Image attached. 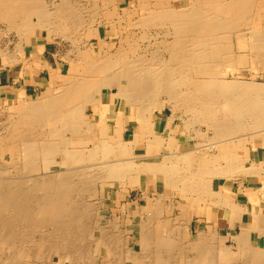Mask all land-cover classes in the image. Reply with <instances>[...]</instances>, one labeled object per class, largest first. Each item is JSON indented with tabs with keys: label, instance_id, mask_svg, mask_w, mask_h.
Here are the masks:
<instances>
[{
	"label": "bare ground",
	"instance_id": "obj_1",
	"mask_svg": "<svg viewBox=\"0 0 264 264\" xmlns=\"http://www.w3.org/2000/svg\"><path fill=\"white\" fill-rule=\"evenodd\" d=\"M49 1L50 7L47 0H0V23L16 31V45L21 48L24 42L31 44L41 30L50 39L60 37L73 43L92 39L97 33L103 47L99 51L93 44L77 47V57L71 58L69 70L62 75L65 85L57 88L54 79L59 72L52 73L39 97L29 98L22 91L8 109L3 106L8 100L1 104L0 160L18 171L3 176L5 179L0 176V264H56L63 258L64 264H100L101 256L103 264H111L114 254L125 256L121 264L124 260L128 264H174L180 258L190 264L209 259L215 262L209 253L218 248L204 233L193 236L191 217L208 215L209 220V199H217V205L230 198L213 190L215 180L231 181L240 175L252 178L264 172V159H250L252 149L256 155L264 150V81L243 79L233 70L236 61H245L241 56L235 60V39L239 49L244 47L242 54L248 59L245 64L255 63L250 68L264 71L258 64L260 56L264 59V33L250 26L255 0H138L134 7L120 8L124 12L118 16L113 11L116 8L108 9L110 0ZM100 6L106 9L101 23L111 24L110 31L88 25V17L91 21L98 16ZM113 15L118 17L116 21ZM114 35H119V42L112 48L106 40ZM146 39L148 45L160 47L138 50L136 45ZM4 58L7 64L8 57ZM228 72L232 73L230 79ZM105 102L110 104L107 112ZM88 106L93 108L96 122L86 112ZM165 108L171 110L166 122L156 120L154 112L162 113ZM131 123L136 124L132 131ZM201 125L212 131L202 143H196L191 135L190 140L185 137L184 141H175L177 130L188 136ZM141 143L144 148H139ZM184 143L187 151L182 149ZM156 148L161 149L160 155L155 153ZM63 167L65 170L53 171ZM149 179L164 186L153 195L152 204L145 202V219L136 217L135 224L127 225L113 209V220L104 222L103 210L107 209L100 194L107 186L135 187L147 200L152 196L146 190ZM167 189L173 196L168 197ZM246 193L255 202L264 199V187ZM90 194L99 196L94 201L76 203L81 196L87 201ZM178 196L185 203L175 201ZM166 199H171L168 206ZM236 204L230 205L231 209ZM261 216L258 218L263 219ZM88 220L89 228L85 227ZM83 227L99 253L95 259L90 258V250L83 254L85 246L91 247L88 241L83 251L77 250L82 244L76 245L80 239V232H76L84 231ZM134 233L138 235V251L128 242ZM34 234L43 238L34 242L41 249L28 250L25 247H32ZM239 237L241 243L246 240ZM83 238L86 240V235ZM223 245L220 260L227 258L233 264L235 258L240 261V256H249L240 251L245 250L246 243L237 252ZM252 249L245 252L255 255L257 249H253L256 253L250 252ZM263 249L258 253L264 260ZM198 251L204 253L200 258L190 256ZM86 256L93 260L87 261ZM245 258L243 263L250 264L251 260Z\"/></svg>",
	"mask_w": 264,
	"mask_h": 264
},
{
	"label": "rangeland",
	"instance_id": "obj_2",
	"mask_svg": "<svg viewBox=\"0 0 264 264\" xmlns=\"http://www.w3.org/2000/svg\"><path fill=\"white\" fill-rule=\"evenodd\" d=\"M138 0H110V4H108V5H110L109 7L110 8H108L109 10H113V9H115L116 8V10H113V11H116L115 13H116V16H118V14L120 13V11H123L124 9H126V8H128L129 6H132V7H134L138 2H137ZM49 0H47V3H48V5H49V7H50V5H51V2H50V4H49ZM257 2V3H256ZM128 3V4H127ZM263 5H262V4ZM255 6H253V8H254V11H253V9H252V12H254V13H252V15H251V17H250V19H251V21H250V26L252 27V29L254 30V31H257V32H261V31H263V33H264V28H262V27H264V0H255ZM260 4V5H259ZM114 5H117V6H115L114 7ZM120 5V6H119ZM180 5V3L179 2H177L176 3V6H179ZM259 5V6H258ZM83 6L84 7H86L85 6V4H83ZM82 6V7H83ZM128 6V7H127ZM258 6V7H257ZM101 7H103V6H100V9H99V14H98V16H96V18H95V16H93V20H94V22H92L93 20H91V21H89L90 20V17H88L89 19H87L88 20V25L89 26H94V27H97V28H101V27H103L101 30L102 31H110L111 30V24H102L101 22H104V20H102V19H104L105 18V16L104 15H102V13L103 12H105L106 11V9H104V8H101ZM113 7V8H112ZM257 7V8H256ZM120 8H124L123 10H121ZM260 8V9H259ZM103 9V10H102ZM259 9V10H258ZM117 11H118V13H117ZM124 12V11H123ZM254 14V15H253ZM260 15H262L261 17H260ZM103 16H104V18H103ZM115 15H113V20L114 21H116L117 20V18L118 17H116ZM253 16V17H252ZM101 20H99V19ZM254 20V21H253ZM97 21H100V22H97ZM92 22V23H91ZM96 22H97V24H96ZM94 23V24H93ZM252 23V24H251ZM115 24V23H114ZM117 24V23H116ZM118 25V24H117ZM116 26V25H115ZM257 28V29H256ZM3 29V30H2ZM8 30V31H7ZM251 30V29H250ZM249 30V31H250ZM7 31V32H6ZM0 32H2V33H0V74H2V72L3 73H5L4 74V79L2 80L3 81V84L4 83H6V82H8L9 81V83H14V82H17V86H18V88L20 87V86H22V87H27L28 88V96H29V98H37V97H39V95L41 94V92L43 93V91H45V89H47V88H38V86H30V83L31 82H34V80H35V78H36V76H34L35 74H37L38 72H39V70H42V69H44L45 67H44V64L46 63V61H48V62H50L51 63V66H52V68L53 69H50L49 68V70H46V69H44V71H42V72H39L40 73V75L38 76V79H40V78H42V79H47V80H51V74L52 73H58V77L57 78H55L54 79V85L58 88L59 86H63V85H65V83H66V80H65V78H63V74H65V73H67V70H69L68 68H70V62H71V60L72 59H75V57H77V54H78V48L80 47V46H83V44L85 43L86 44V46H87V48H89L92 44H93V46H94V48L96 49V51H99L102 47H103V44H102V42H100V39H99V35L97 34V33H95L94 34V36H93V38L92 39H87L86 40V38H81V41H79L78 43H73V42H71V41H68V40H63L62 38H60V37H54V38H49L48 37V34H47V32L46 31H41V30H39L38 31V33H37V37L36 36H34L33 38H32V40L33 41H31V44L30 43H26V42H24V43H22V46H21V48H20V45H16V44H18V37H17V33H16V31L15 30H13V29H11L7 24H3V23H0ZM2 37V38H1ZM3 39V40H2ZM119 35H114V36H111V37H108L107 38V40H106V42L109 44V46H112V48L113 47H115L117 44H118V42H119ZM147 40V41H146ZM146 40H141V44L142 45H136V48L138 49V50H140V51H143V50H146V49H148V48H153L154 46V48L153 49H157V47H160L159 45L160 44H157V46L156 45H154V44H152V45H148V40L149 39H146ZM153 40V39H152ZM84 41V42H83ZM17 42V43H16ZM38 42V43H37ZM143 42V43H142ZM81 43H82V45H81ZM35 44V45H34ZM73 44H75V45H73ZM77 44V45H76ZM25 45V46H24ZM90 45V46H89ZM238 44H237V41L235 40V39H233L232 40V49H233V52H234V57H235V60H238L239 59V57L241 56L242 58L241 59H245V61H248V59L246 58V57H243V54L245 53V50L243 49L244 47H242L241 49H239V47L237 46ZM19 46V48H17V47ZM8 49H7V48ZM16 47V48H15ZM27 47V48H26ZM78 47V48H77ZM5 51H4V50ZM17 50V52H16V50ZM24 49V50H23ZM86 49V48H85ZM2 50H3V52H5V54H6V52H7V56L5 55H2L1 54V52H2ZM26 51V52H25ZM243 51V52H242ZM161 52V51H160ZM10 53V54H9ZM13 53V54H12ZM243 53V54H242ZM13 56H12V55ZM2 55V56H1ZM32 55V56H31ZM8 57L7 58V64H6V61H5V58L4 57ZM10 56V57H9ZM252 56V55H251ZM251 56H249V57H251ZM13 57V58H12ZM16 59H15V58ZM19 58V60H18V58ZM32 57V58H31ZM72 58V59H71ZM251 58H255V56H253V57H251ZM8 59H10L9 61H8ZM29 59V60H28ZM36 59V60H35ZM240 59V60H241ZM256 59V58H255ZM261 61H258V64H259V66L260 67H263L264 66V59H263V56L261 57L260 56V58H259ZM263 59V60H262ZM16 60H18V61H16ZM26 61V62H23V61ZM4 61H5V63H4ZM11 61H13V62H11ZM17 63H15V62ZM70 61V62H69ZM244 61V63L242 62V63H239L238 61H236L237 62V64H236V66H235V68L233 69L234 70V73H236V74H240V75H242L243 76V79H246V80H254V81H257V82H263L264 81V76L262 75L263 73H264V71L263 70H257L256 71V69H254V68H250V66H254L255 65V63H252V64H250V65H247V64H245L246 62ZM9 62V63H8ZM41 62V63H40ZM72 62H73V60H72ZM15 63V64H14ZM39 63V68H37V70H34V68L33 67H36V66H33L34 64H38ZM70 63V64H69ZM5 64V65H4ZM24 64L25 65H28V66H24ZM13 65V66H12ZM21 65V66H20ZM43 65V66H42ZM4 66V67H3ZM12 66V67H11ZM22 66H24V67H22ZM32 66V67H31ZM38 66V65H37ZM243 66H245V67H243ZM30 67H31V69H33L32 71L30 70ZM58 68H59V70H58ZM22 70V71H21ZM57 70V71H56ZM28 71H31V73L29 72L28 73ZM38 71V72H37ZM53 71H55V72H53ZM20 73H21V75H20ZM258 74L257 76L255 75V74ZM6 75H7V77H6ZM255 75V76H254ZM227 78L228 79H230V78H232V73L231 72H228V74H227ZM37 79V80H38ZM47 82V81H46ZM115 92V91H114ZM33 95H34V97H33ZM2 96H5L4 98L5 99H7L6 98V95L4 94V93H2ZM107 97H108V93L106 94H104V98L105 99H107ZM111 99V98H110ZM17 103V102H16ZM118 103H119V101H118ZM11 101L9 100L7 103H5V104H3V106L4 107H6L7 109L9 108V107H11ZM105 106H104V108H105V111L107 112L108 110H109V103H107V102H105V104H104ZM2 105L0 106V111H1V113H2V109L4 108ZM118 106H119V104H118ZM2 108V109H1ZM92 110V111H91ZM86 112L88 113V115L90 116V118L94 121V122H96V114L94 113V110H93V108L92 107H90V106H88L87 107V109H86ZM0 113V114H1ZM171 114V110H170V108H167V110H166V115H170ZM185 119V118H184ZM110 121H113L112 119H110ZM197 126H195L194 128L195 129H197L196 128ZM205 127H207V126H203V125H201V127H199L200 129H197V131H199L201 134H202V136L200 137V136H198V135H196L198 132L197 131H195V130H192L191 131V133L192 134H188V136H186V140H190L189 139V136L191 135V137H193V138H195V140H196V143H202V139H203V137H207V136H209L208 134L210 133V131L211 130H209L208 132H207V130H205V129H207V128H205ZM202 128H203V130H202ZM205 128V129H204ZM113 130V126H111V131ZM131 131L133 130L132 128L130 129ZM201 130V131H200ZM195 132V133H194ZM212 132V131H211ZM112 133V132H111ZM181 134H184V136H185V133H183V132H181V131H177V133L175 134V141H179V139H180V136H182ZM194 134V135H193ZM98 130H96L95 131V136L96 137H98ZM129 135H130V132L129 133H127L126 134V139L127 138H129ZM206 135V136H205ZM238 135V134H237ZM236 135V136H237ZM183 137V136H182ZM184 138V137H183ZM182 138V139H183ZM198 141V142H197ZM142 145H139V148H144V143H141ZM80 145L81 146H84L85 145V142H81L80 143ZM249 147H250V145H249ZM184 149L187 151V149H188V145H187V143H184ZM156 151H157V153H161V150L160 149H156ZM160 151V152H159ZM138 156H144V154H139L138 153ZM4 161L2 162L1 160H0V171H2V172H4V173H2V172H0V176H5V178H7L8 176L7 175H9V177H10V175L11 176H13V172H14V174H17V169H16V171H15V169H13V167H11V166H9V165H7V164H5V167H4ZM7 165V166H6ZM7 167V168H6ZM4 169L5 170H7L6 172H7V174H5L6 172L4 171ZM59 171V170H65V168L63 167V168H55V169H53V171ZM8 171H11V172H8ZM7 176V177H6ZM4 178V177H3ZM4 178V179H5ZM148 182H151V183H153L155 186H156V184L158 183H156V180H154V179H149V181ZM135 189V187H132V188H123V189H120V188H114V189H112L111 187H109V186H107V188H106V190L105 191H102L101 192V194H100V196L102 197V198H104V200H105V209H107V210H103V215H104V222L105 223H107V224H110L108 221H111V220H113V215H114V212L112 211L113 209L115 210V206H113L114 204H115V199L116 200H118V198H122L121 197V194H123L124 196H129V198L131 199V200H133V201H142V195H141V193L138 191V190H134ZM169 193V195L171 194L172 195V192L171 191H169L168 192ZM99 195L97 194V195H95V194H90L89 195V198L87 199V201H86V199H83V198H87V197H78V200L76 201V203L77 202H79V200H81V202H90V201H94L97 197H98ZM83 199V200H82ZM85 200V201H84ZM81 202H79V203H81ZM120 203H122V202H118V203H116L117 204V206L116 207H121V204ZM139 208V214L140 215H138L137 216V218H140V220L142 219H145V217H146V214H145V208H143V206H140V207H138ZM116 213V212H115ZM136 213H137V211H136ZM94 215V214H93ZM93 215H91V217L93 216ZM94 217H95V215H94ZM117 217V216H116ZM122 217V216H121ZM108 220V221H107ZM136 221H137V219H135V221H133V219H131V220H126V224L127 225H133V224H135L136 223ZM123 222H125L124 220H123ZM134 222V223H133ZM89 223V224H88ZM132 223V224H131ZM123 224V223H122ZM95 224H93V226H94ZM124 225V224H123ZM89 226H90V222H89V220L88 221H86V225H85V227H88L89 228ZM92 226V227H93ZM98 226V225H97ZM85 227H83L84 228V231L81 229V230H77V232L76 233H78V232H80L78 235V237L80 238V239H78V241L80 242H78V243H76V245L77 244H82L81 246L79 245V247H80V249L79 248H77L78 246H76V248H77V250H81V251H83L84 250V244H87V241H88V246H91L90 248H86L87 246H85V249L86 250H84L83 251V254H88L87 252H88V250H90L89 251V255L90 254H92L91 255V257L90 258H92V257H94V259H95V255H97V253L98 252H96L94 249H95V244L93 243L94 241L93 240H90L89 239V237L87 238V236H89V233L87 232V230H86V228ZM109 229V228H108ZM23 232V231H22ZM22 232H20L19 231V233L21 234ZM25 232H27V231H24L23 232V234H26ZM83 232H84V234H83ZM86 232V233H85ZM46 233H48V232H46ZM82 233V234H81ZM84 235H86V240L83 238L82 240H81V238L83 237ZM34 236L35 237H33V235L31 236L32 238H33V240L31 241L32 243H33V245H32V247L31 246H28V247H25V248H27L28 250L30 249L31 250V248H32V250L33 249H36V250H39V249H41V248H39V246H37V244H35V243H37V242H35V240L36 239H38L37 241H39L40 239H43L41 236H39L38 235V237H37V235H35L34 234ZM45 236V234L43 235V237ZM47 236V235H46ZM81 236V237H80ZM37 237V238H36ZM39 237H40V239H39ZM77 237V238H78ZM45 238V237H44ZM47 239H48V237H46ZM53 238V237H52ZM52 238H51V236H49V239L50 240H52ZM81 240V241H80ZM138 240V235L135 233L134 235H133V237H131V238H129L128 239V242L130 243V245H131V247H134L137 251L140 249L138 246H135V242ZM23 241H25V239L23 238ZM89 241H91V242H89ZM26 242V241H25ZM30 242V243H31ZM35 242V243H34ZM84 242V243H83ZM35 244V245H34ZM90 244V245H89ZM94 244V245H93ZM25 248H23V249H25ZM83 249V250H82ZM91 250H93V251H91ZM80 251V252H81ZM86 251V253H84ZM90 252H92V253H90ZM82 253V252H81ZM83 254H82V256H83ZM99 254V253H98ZM81 256V255H80ZM85 257V256H84ZM87 257V256H86ZM114 257H117V258H114ZM124 257L125 256H123V258H121L120 257V255L118 256H116L115 254L112 256V263L111 264H118L119 262V264H121V262H122V259H124ZM88 258V257H87ZM116 259L117 261H119V262H116L114 259ZM118 258H121V259H118ZM64 259V258H63ZM63 259H58L57 260V262H56V264H64V260ZM89 259V258H88ZM86 259L87 261H92L93 259ZM125 259H127V258H125ZM114 260V261H113ZM105 261V259H104V257L103 256H101V262H100V264H103V262ZM127 261V260H126ZM125 260H124V262L126 263V264H128L127 262H126ZM84 262H85V260H84ZM114 262V263H113ZM124 263V264H125ZM66 264V263H65ZM123 264V263H122Z\"/></svg>",
	"mask_w": 264,
	"mask_h": 264
},
{
	"label": "crops",
	"instance_id": "obj_3",
	"mask_svg": "<svg viewBox=\"0 0 264 264\" xmlns=\"http://www.w3.org/2000/svg\"><path fill=\"white\" fill-rule=\"evenodd\" d=\"M44 65H48V66H44L45 68L44 69H46V70H49V66H51V63L50 62H48V61H46V63L44 64ZM52 67V66H51ZM34 68V70H37V68L38 67H33ZM44 69H42V70H39V72H42V71H44ZM31 71L33 70V69H30ZM31 71H28V73L30 72L31 73ZM38 72V71H37ZM37 73V74H35L34 76H36V78H35V80H34V82H31L30 83V86H38V88H45V85L49 82V80H47V79H42V78H40V79H38V76L40 75V73ZM4 74L5 73H3L2 72V74H0V105L1 104H3L4 103V100H10V101H17V99L19 98V95L21 94V92L22 91H24L26 94H28L27 92H28V88L27 87H22V86H20L19 88H18V86H17V82H14V83H9V81L8 82H6V83H4L3 84V79H4ZM6 77H7V75H6ZM38 79V80H37ZM47 81V82H46ZM2 93H4L5 95H6V98L7 99H5L4 97L5 96H2ZM166 110H167V108H165L164 109V111L162 112V113H160V112H157V111H155L154 113H155V115H154V117H155V119L156 120H162V122H166V120H167V118H168V115H166ZM170 116V115H169ZM159 117V118H158ZM155 120V121H156ZM135 123H131L130 124V128H132V129H134L135 128ZM177 131H181V130H177ZM177 131H176V133H177ZM175 133V134H176ZM182 136H180V141H184L185 140V137L186 136H184L183 134H181ZM183 138V139H182ZM145 146V145H144ZM156 149H160V148H156ZM156 149H155V153L156 154H159V153H157V151H156ZM182 149L183 150H185L184 149V144L182 145ZM161 150V149H160ZM160 152V151H159ZM260 152V153H259ZM161 154V153H160ZM159 154V155H160ZM257 156V157H256ZM250 159H251V161H253V160H258L259 159V161L260 160H263L264 159V150H260V151H258V154L256 155V153L254 152V150L252 149L251 150V152H250ZM240 178V179H239ZM149 184H148V186H147V188H146V190H147V192L150 194V195H152L151 197H150V199H147V200H145L146 198H145V193L142 191V190H138L137 188H135L134 190H138L140 193H141V195H142V201L140 200H138V201H133V200H131L130 198H129V196H124L123 194H121V197L122 198H118V200H116L115 199V204L113 205V206H115V215L118 217V218H121V220L123 221H126V220H131V219H133V221H135V219H136V217L138 216V215H140L139 214V208L138 207H140V206H143V208H145L146 207V205H145V202L147 203V204H152L153 203V195H157L158 194V192H159V189L158 188H161V187H163L164 185H163V183L162 182H156L157 184H156V186L153 184V183H151V182H148ZM218 184V185H217ZM262 187H264V172H262V173H260L259 175H257V176H254V177H252V178H244L243 179V175H240V177H237L236 179L234 178V179H232L231 181H227V180H224L223 178H220V180L218 179V180H215V182L213 183V190H215L216 192H222V194L224 193V194H226L227 196L229 195L230 196V198L229 199H227V201H222V202H225V203H218L217 205H216V201H217V199H216V201L214 202L213 200H211V199H209L210 200V202L208 201V205H209V207L211 208L210 209V214H209V220H207L208 219V215L207 216H205V215H198V214H195L193 217H191L192 219H191V221H190V224L192 225H190V227H192L191 228V233L193 234V236L195 235V236H199V233H204L203 234V236H206V238L207 239H209L210 238V240H208L211 244H213V246L215 247H217L218 249H217V251L215 252L214 250V252L212 253V252H210L209 253V256H211V258L212 259H215L214 261L215 262H212V260L211 259H209V256H208V259H209V262L207 261V262H203V263H200V262H191L192 264H208V263H210V264H225L226 262H228V263H226V264H230L229 262V259H227V258H223L222 260H220V258L218 257V255H221V247L220 246H222L223 244V246L225 247V248H230V251L231 250H233V252H237V250L238 249H240L239 247H240V245L242 244V246H244L245 245V243L246 244H248V246L252 249V247H253V249H254V247H256V249L257 250H255V251H257V253L252 249V251L250 250V252H254V253H256L255 255H252V253H249L248 254V252H247V254H246V252H245V250H249L250 248H248V246H244L245 247V250H244V248L243 249H240V251L242 252H240L243 256H247V255H249L247 258H245V257H243V258H240V257H242V256H240L239 257V259H240V261H242L244 258L245 259H248V261H250L251 260V262H250V264H253V263H257L258 264V262L260 263V264H262V261L264 262V260H263V258L262 257H259L260 256V252L258 251V250H260V249H263L264 248V231H262V230H264V218L263 219H261L262 218V216L261 215H263L264 216V199H261V200H259L258 202H255V201H253V200H251L250 198H249V195H248V193H246V192H252V191H257L258 189H261ZM169 191H171L170 189H167V190H165V193L168 195V197H171V196H173V194L171 195H169ZM172 192V191H171ZM230 192V193H229ZM174 198V197H173ZM176 199L177 200H179V201H182V203H185V201L184 200H182L181 199V197L180 196H178V197H175L174 198V200L176 201ZM248 199V200H247ZM145 200V201H144ZM237 200V201H236ZM231 201V202H230ZM261 201V202H260ZM118 202H122V203H120L121 204V207H116L117 206V204L116 203H118ZM212 202V203H211ZM233 202V203H232ZM244 202V203H243ZM237 203V204H236ZM242 203V204H241ZM171 204V199H166V202H165V206H168V205H170ZM227 204V205H226ZM235 205L236 204V206L238 207L237 208V211H235L234 213L232 212V211H234L236 208V206H234V208H232V209H234V210H232L231 209V206L232 205ZM213 205H214V207H213ZM231 205V206H230ZM240 205V206H239ZM242 205V206H241ZM220 206V207H219ZM230 206V207H229ZM227 207V208H226ZM241 207V209H239ZM246 209V210H245ZM136 211H137V213H136ZM146 211V210H145ZM262 211V212H261ZM175 214L178 216L179 215V212L176 210V212H175ZM212 214H213V216H212ZM261 216V218H258V217H260L259 215ZM231 215V216H230ZM243 215V216H242ZM253 215L255 216V215H258V216H256V217H253ZM122 216V217H121ZM129 216V217H128ZM233 216V217H232ZM231 217H232V219H231ZM207 218V219H206ZM219 219V220H218ZM259 219V220H258ZM261 219V220H260ZM230 220L232 221V222H230ZM259 221H261V222H259ZM220 222V223H219ZM258 222V223H257ZM225 223V224H224ZM261 223H262V225H261ZM222 224V225H221ZM209 225H211V226H209ZM258 225H261L260 227L258 226ZM223 226V227H222ZM210 231L209 233H211V234H209L208 233V230ZM219 228V229H218ZM228 228V229H227ZM240 228V229H239ZM249 229H250V231H249ZM260 229V230H259ZM226 230V231H225ZM245 230V231H244ZM252 230V231H251ZM256 230H258V231H256ZM193 231V232H192ZM215 232V233H213V232ZM222 231V232H221ZM249 231V232H248ZM236 232V233H235ZM242 232L244 233V234H242ZM198 233V234H197ZM207 233V234H206ZM235 233V234H234ZM240 235H239V234ZM247 233H249L248 235H247ZM135 234V233H134ZM133 234V235H134ZM253 234V235H252ZM132 235V236H133ZM211 235V236H210ZM219 235V236H218ZM229 235H231V236H229ZM245 235V236H244ZM197 236V237H198ZM217 236V237H216ZM239 236H241L242 238L243 237H246V240H248V241H246L244 238L242 239L243 240V242L244 241H246V242H240L241 241V239H240V237ZM216 237V238H215ZM225 237V238H224ZM252 237V238H251ZM212 239H214V240H212ZM217 239V240H216ZM240 239V240H239ZM213 241V242H212ZM251 241V243H248V242H250ZM217 242V243H216ZM235 242V243H234ZM209 243V244H210ZM222 243V244H221ZM217 244L219 245V247L217 246ZM250 244V245H249ZM236 245V246H235ZM239 245V246H238ZM233 246V247H232ZM238 246V247H237ZM259 246V247H258ZM261 246V247H260ZM200 247L201 246H199V250H200ZM215 247V248H216ZM246 247L248 248V249H246ZM214 248V249H215ZM242 248V247H241ZM260 248V249H259ZM210 251V250H209ZM263 252H264V249L262 250ZM259 252V253H258ZM215 253V254H214ZM225 253H227L226 251H225ZM253 253V254H254ZM200 254V255H199ZM201 254L203 255L204 253H202V251H198V252H193L192 253V255H190V256H192V257H196V258H200V256H201ZM245 254V255H244ZM251 254V255H250ZM259 254V255H258ZM261 254H263V253H261ZM217 255V256H216ZM198 256V257H197ZM213 256V257H212ZM216 256V257H215ZM250 256L252 257V259H250ZM253 256L255 257V256H257V257H255L257 260H258V257L260 258L258 261L257 260H254L255 258H253ZM262 256V255H261ZM215 257V258H214ZM218 258V259H217ZM207 259V260H208ZM217 259V260H216ZM261 259H262V261H261ZM186 259H178V261L176 262V263H174V264H190L188 261H185ZM253 260L255 261V262H253ZM211 261V262H210ZM218 261V262H217ZM235 261L236 262H238V264H240V261H237V259L235 258ZM236 262H234L233 264H237ZM245 263V262H244ZM243 263V261H242V264H244ZM247 264V263H246ZM249 264V263H248ZM264 264V263H263Z\"/></svg>",
	"mask_w": 264,
	"mask_h": 264
}]
</instances>
